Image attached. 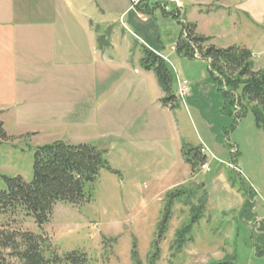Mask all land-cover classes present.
Masks as SVG:
<instances>
[{
    "label": "crops",
    "instance_id": "1",
    "mask_svg": "<svg viewBox=\"0 0 264 264\" xmlns=\"http://www.w3.org/2000/svg\"><path fill=\"white\" fill-rule=\"evenodd\" d=\"M82 1L0 0V114L44 131L50 142L90 143L133 166L159 164L158 170L149 168V176L166 178L167 191L181 187L195 178L181 154L183 129L172 118L175 110L162 105L154 73L140 65L143 49L188 81L190 102L204 98L198 113L203 128L215 130L216 123L222 128L223 98L201 66L204 61L188 60L198 64L195 76L172 47L185 22L215 47L248 49L254 62L255 54L264 55V0H179L177 17L158 6L140 13L130 0ZM72 6L91 7L87 25L71 18L76 16ZM205 116L217 122L210 124ZM197 142L208 148L201 137ZM254 253L264 259V250L258 254L254 248Z\"/></svg>",
    "mask_w": 264,
    "mask_h": 264
},
{
    "label": "rangeland",
    "instance_id": "2",
    "mask_svg": "<svg viewBox=\"0 0 264 264\" xmlns=\"http://www.w3.org/2000/svg\"><path fill=\"white\" fill-rule=\"evenodd\" d=\"M72 10L76 16L71 18L77 22L87 25L88 17H93L90 6L81 11L72 6ZM100 33L104 34L102 29ZM181 40L192 47L182 36ZM138 47L135 54L141 51ZM183 57L185 66L195 76L199 75L198 64H190L189 59L202 60L201 66L211 70L202 56ZM254 68L264 69L263 54H255ZM211 79L224 99L225 82L222 80L219 85ZM233 99L235 103L236 95ZM203 101L202 97L190 102L187 93L183 103L177 100L172 118L183 129L181 137L186 146L197 147L198 137L208 142L206 155L202 154L209 171L200 168L192 174L193 180L167 191L166 178L149 176V168L158 170L159 164L133 166L106 155L114 170L121 167L124 172L100 170L92 186V201L79 206L57 202L48 222L41 226L23 213L0 214V231L43 233L58 255L79 251L86 254V264H210L224 258H231L236 264H264V259L254 253V248L263 250L262 241H256L263 234L260 221L254 218L264 217V130L256 126L251 111L241 110L238 102L237 114L234 103L232 114L223 111L222 104L219 113L226 124L220 128L216 123L215 130H207L198 115ZM205 117L210 124L217 122L214 116ZM0 124L6 135L3 138L0 133V176H20L30 182L35 148L51 143L50 138L44 131L20 126L18 117L14 119L12 114H0ZM34 133L38 134L31 135ZM135 167H142L139 171H143L136 173L132 170ZM5 187L0 178V190ZM248 190L252 191L250 202L254 206L250 220L242 215ZM166 213L170 218L161 228ZM8 252L4 250V254ZM6 262L20 264L12 257H7Z\"/></svg>",
    "mask_w": 264,
    "mask_h": 264
},
{
    "label": "trees",
    "instance_id": "3",
    "mask_svg": "<svg viewBox=\"0 0 264 264\" xmlns=\"http://www.w3.org/2000/svg\"><path fill=\"white\" fill-rule=\"evenodd\" d=\"M144 1L136 8L140 13L146 14L158 6L152 0ZM193 28L192 25L186 26L188 41L198 49L203 58L210 59V77L219 85L222 80L225 82L227 89L222 92L224 97L222 110L232 114L233 98L236 95L241 110L249 109L256 126L264 130V69L254 68L248 49L239 46L215 47L209 44L208 37L196 35ZM176 50L183 55L193 57V48L188 42L179 41ZM140 65L156 76L158 86L163 92L160 99L162 105L170 109L175 108L178 99L174 94V73L170 65L147 48L143 49ZM218 90L221 89L218 87ZM0 133L6 138L1 124ZM181 154L192 174H196L206 160L199 146L192 148L182 144ZM102 169L118 173L110 166L106 151L93 144L54 141L37 146L33 154V176L30 182H25L20 176H0L6 184L5 189L0 190V214L23 213L32 216L34 222L41 226L48 222L52 208L57 202L79 206L92 201V186ZM247 197L242 215L250 220L254 217L252 212L254 206L250 202L252 191L248 190ZM200 207L202 208L203 205L201 204ZM169 218L170 215L166 213L160 223L161 228ZM259 221V229L263 234H260L256 241H262L264 250V220ZM4 250H9L8 254H4ZM260 252L261 250L258 253ZM7 257L14 258L20 264H86L87 262L86 254L79 251L58 255L43 233L2 230L0 231V264H7ZM210 264L236 263L231 258H224Z\"/></svg>",
    "mask_w": 264,
    "mask_h": 264
},
{
    "label": "built area",
    "instance_id": "4",
    "mask_svg": "<svg viewBox=\"0 0 264 264\" xmlns=\"http://www.w3.org/2000/svg\"><path fill=\"white\" fill-rule=\"evenodd\" d=\"M144 0H130V6L131 8H136V6H138L141 2H143ZM152 2L156 3L158 5V7H160L161 9H164L166 12L173 14L175 17H177L178 15V10H180V8L182 7V4L179 0H152ZM182 27H183V33H182V38L184 40H188V35H187V29H186V24L185 22H181ZM176 46L172 47V49L176 48ZM193 49V57L194 58H201V53L198 51V49L192 45ZM208 62L210 64V59H208ZM175 82L177 84V96L180 100H183L185 98V96L187 95V93L189 92V83L186 79L184 78H179L178 76L175 75ZM236 108V109H235ZM234 112L235 114H237L236 112L239 110V106L237 101H235L234 103ZM206 148L202 147L201 148V153H205L206 155ZM233 152V151H232ZM229 166L231 168H234L231 164H229ZM201 169L209 171V166L208 163L205 161L204 163H202ZM237 171V169H236ZM239 173V171H238Z\"/></svg>",
    "mask_w": 264,
    "mask_h": 264
},
{
    "label": "water",
    "instance_id": "5",
    "mask_svg": "<svg viewBox=\"0 0 264 264\" xmlns=\"http://www.w3.org/2000/svg\"><path fill=\"white\" fill-rule=\"evenodd\" d=\"M243 183H244V181L241 182V184H243Z\"/></svg>",
    "mask_w": 264,
    "mask_h": 264
}]
</instances>
